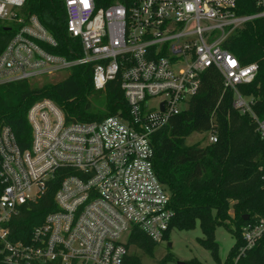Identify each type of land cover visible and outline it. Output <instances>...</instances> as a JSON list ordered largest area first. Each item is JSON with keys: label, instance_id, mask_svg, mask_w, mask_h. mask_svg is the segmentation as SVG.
Masks as SVG:
<instances>
[{"label": "built area", "instance_id": "2783aa9c", "mask_svg": "<svg viewBox=\"0 0 264 264\" xmlns=\"http://www.w3.org/2000/svg\"><path fill=\"white\" fill-rule=\"evenodd\" d=\"M26 1L0 0V20L16 28L0 54V85L92 65L96 90L119 77L128 110L75 121L54 100H37L26 149L10 126L1 128L0 264H122L135 231L157 245L168 239L174 211L156 172L153 135L188 110L206 68L221 73L233 107L251 116L264 140V115L238 89L258 65L223 46L236 29L264 18V0H253L251 12H239V0H62L68 34L81 47L71 59L51 50L58 42L35 14H21ZM203 139L216 142L215 129ZM54 185L53 210L19 235L23 208ZM242 235L234 264L264 243V216Z\"/></svg>", "mask_w": 264, "mask_h": 264}, {"label": "trees", "instance_id": "16d2710c", "mask_svg": "<svg viewBox=\"0 0 264 264\" xmlns=\"http://www.w3.org/2000/svg\"><path fill=\"white\" fill-rule=\"evenodd\" d=\"M114 1L131 5L135 0H102V3L107 5ZM254 10L253 0H239V12ZM21 14H35L39 18L58 42V46L51 49L53 52L69 59L81 54L79 40L68 34L62 0H27ZM15 29L0 20V54ZM223 46L241 63H257L254 80L238 89L253 97L254 112L264 115V18L251 20L236 29ZM93 70L92 65L76 66L65 79L42 86H32L28 80L0 85V130L5 125L10 126L21 148H28L32 136L28 110L43 98L54 100L67 119L75 121L100 120L120 110L127 112L128 103L119 77L109 82L105 90H96ZM233 96L232 90L225 89L221 73L215 67H208L201 74L199 90L188 110L171 117L169 123L153 135L156 172L171 194L174 211L169 233L175 228L193 230L199 224L204 234L202 243L219 262L215 229L224 226L236 237L225 264L235 263L238 250L245 243L243 226L264 216V140L251 116L233 107ZM212 129L216 131V142L206 145L186 142L190 135ZM56 189L57 186H51L39 201L23 208L14 224L19 235L22 230L30 233L45 214L53 210ZM245 215H249L247 220ZM131 247L154 257L158 245L141 231H135L129 243ZM174 259L173 253L168 252L161 262ZM122 264L141 262L129 252ZM238 264H264V243L240 257Z\"/></svg>", "mask_w": 264, "mask_h": 264}, {"label": "rangeland", "instance_id": "374dc122", "mask_svg": "<svg viewBox=\"0 0 264 264\" xmlns=\"http://www.w3.org/2000/svg\"><path fill=\"white\" fill-rule=\"evenodd\" d=\"M68 74V71H61L54 75H45L31 79L30 83L32 86H42L46 83L63 80ZM100 105L101 104H98V106ZM206 137L207 133H194L186 138V142L188 144L202 142L204 141L203 138ZM230 213L233 214V211L230 210ZM215 238L219 245V262L212 256L207 246L202 243L204 234L199 224H196L193 230L172 229L168 239L159 244L155 249L154 257L134 247H131L130 252L139 258L141 264H178L179 261H183L185 264H225L231 249L236 243V237L224 226H217L215 229ZM169 243L172 244L171 247L168 246ZM168 252L173 253L175 259L168 263L161 262V258ZM228 264L233 263L229 262Z\"/></svg>", "mask_w": 264, "mask_h": 264}, {"label": "water", "instance_id": "95a60500", "mask_svg": "<svg viewBox=\"0 0 264 264\" xmlns=\"http://www.w3.org/2000/svg\"><path fill=\"white\" fill-rule=\"evenodd\" d=\"M248 216H249V215H245L244 219L247 220V219H248ZM168 246L171 247L172 244L169 243ZM178 264H185V262H183V261H179Z\"/></svg>", "mask_w": 264, "mask_h": 264}]
</instances>
